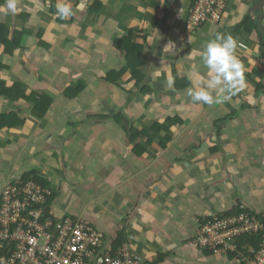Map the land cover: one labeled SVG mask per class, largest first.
<instances>
[{
    "label": "crops",
    "instance_id": "crops-1",
    "mask_svg": "<svg viewBox=\"0 0 264 264\" xmlns=\"http://www.w3.org/2000/svg\"><path fill=\"white\" fill-rule=\"evenodd\" d=\"M57 2L20 0L16 15L0 9V27L21 32L12 57L0 45V77L52 99L43 119L28 114L0 131V190L33 171L54 194L55 218L90 225L106 244L123 231L133 255L151 263L238 264L189 243L209 216L264 211V52L262 38L250 43L238 29L249 19L257 30V0H228L218 22L199 28L188 26L191 0H83V10L81 0H64L75 15L63 23L51 13ZM39 28L47 49L23 32ZM129 32L143 46L139 87L130 72L107 79L125 67L114 42ZM217 32L242 45L248 87L229 102L194 103L187 89L209 78L199 52ZM30 107L0 96V114ZM168 119L162 149L149 128ZM131 130L146 132L131 141Z\"/></svg>",
    "mask_w": 264,
    "mask_h": 264
},
{
    "label": "built area",
    "instance_id": "built-area-1",
    "mask_svg": "<svg viewBox=\"0 0 264 264\" xmlns=\"http://www.w3.org/2000/svg\"><path fill=\"white\" fill-rule=\"evenodd\" d=\"M189 27L216 23L228 0H192ZM0 204V264H153L133 255L128 246L115 251L102 233L85 223L56 219L47 202L49 188L28 182L7 184ZM264 235V211L204 219L190 246L226 257L238 254V264H264V240L240 245L244 236Z\"/></svg>",
    "mask_w": 264,
    "mask_h": 264
},
{
    "label": "trees",
    "instance_id": "trees-1",
    "mask_svg": "<svg viewBox=\"0 0 264 264\" xmlns=\"http://www.w3.org/2000/svg\"><path fill=\"white\" fill-rule=\"evenodd\" d=\"M4 2L5 0H0V5H2ZM191 5H193L192 0H191ZM55 12H56L55 9L52 8L51 13L55 17L56 22L63 23L65 20L58 19L55 16ZM199 27L200 26L194 27V28H199ZM238 29H242L244 32L249 33L250 43H255V44L260 43L261 37L258 34V31L255 29L254 24L251 23L249 19H245V21L239 26ZM23 32L28 35H34V37H36V42L39 46L46 48V49L48 48V45L42 40V36L44 34L43 28H39L34 32L27 31V30H23ZM10 35H11V38H14L13 40H10L9 38ZM19 35H21V32H16L14 30L12 31L6 28L5 26L0 27V45L3 48L4 56H6L7 58L12 57L14 48L19 45V40L21 39V37L17 39ZM114 46L124 54L125 67L118 73L113 72L111 74H108L107 79L111 80L113 76L120 79L126 72H130L131 74L130 81L133 82L135 86L139 87L141 78H143L142 77L143 75L140 72V67L143 65V46L136 44L135 35L132 32H129L126 36H123L119 40L115 41ZM6 68L7 67H5L3 64L0 63V72H2L3 69L6 70ZM174 79H175V83H178V80L176 79V77H174ZM183 82L184 84L182 85L177 84L176 87L177 88L185 87L187 85V82L186 81H183ZM80 90H81V86L78 85V87L75 88L74 94L77 95L80 92ZM0 96L11 102L24 101L31 106L30 107L31 110H29L28 112L26 110L25 111L19 110L17 112L11 111V112L0 114V131L3 129H11L16 126L18 127V126L25 124V122L27 121L28 114H31L39 119H43L47 110L49 109L52 103V99L48 95L40 94L36 92H29L25 94L23 87L18 81L7 85V81L1 77H0ZM170 122L171 120L168 119L163 124L153 123L149 128L150 131H153L152 133H155L156 135L161 136L162 142L159 146L162 149L166 146V143L169 141V136L167 135L169 129L167 127L170 124ZM145 132L146 131L144 130H140V131L131 130V133H133V136L131 137L130 140L135 141L136 138H139L140 136L144 135ZM151 142L152 141L150 139L146 141L147 144ZM139 149L142 150V147H139ZM139 149H134V150L136 153H138L136 155L140 157V154L143 153V151H139ZM28 182H34L42 186L43 188H48L47 183H45V181L41 178V176L33 171L27 174H24L19 181L8 183V184L17 185L19 187H22ZM5 186L0 190V204L2 202V196L4 194L3 191H4ZM53 199H54V194L49 198L47 202V206H46L47 213H48L47 217L51 219L53 218L52 216L50 217L49 211H50V203ZM245 212L251 213L246 210H241L240 207L239 208L237 207V208L232 209L228 213H224L223 215L231 216V215H238V214L245 213ZM206 219H211V216L207 217ZM262 240H264L263 234H259L256 236L247 235V236H244V238L240 239L239 243L240 245L241 244L246 245L247 243L258 245ZM125 244H127L125 234L123 231H120L117 237L115 238V240L113 241V243L111 244V248L113 251H115L116 249L123 247ZM229 256L231 258L238 259V254H230ZM161 259L162 257H160V260ZM160 260H159V263H160ZM155 264H158V262L155 261Z\"/></svg>",
    "mask_w": 264,
    "mask_h": 264
},
{
    "label": "clouds",
    "instance_id": "clouds-1",
    "mask_svg": "<svg viewBox=\"0 0 264 264\" xmlns=\"http://www.w3.org/2000/svg\"><path fill=\"white\" fill-rule=\"evenodd\" d=\"M20 0H5L0 9H5L13 15L18 14L21 9L18 7ZM55 16L60 20H68L75 15L71 3L58 0L55 5ZM85 3L76 6V10H83ZM169 44L165 48H170ZM242 47L240 42L232 34L217 32L209 39L199 52L202 65L207 69L208 79L200 77V85L187 89V95L192 102L214 106L231 101L238 93L247 87L245 76L246 69L237 55V49ZM191 80L192 77L189 76ZM168 87H172L174 80L169 78ZM111 244L113 242H110ZM126 246V244H125ZM155 264V263H153Z\"/></svg>",
    "mask_w": 264,
    "mask_h": 264
},
{
    "label": "water",
    "instance_id": "water-1",
    "mask_svg": "<svg viewBox=\"0 0 264 264\" xmlns=\"http://www.w3.org/2000/svg\"><path fill=\"white\" fill-rule=\"evenodd\" d=\"M263 5H264V0H257V3L255 4L254 8L256 9L257 12H259V15L256 18V27L258 33L262 38L261 50L264 52V28L261 25V21L263 19V9H262Z\"/></svg>",
    "mask_w": 264,
    "mask_h": 264
},
{
    "label": "rangeland",
    "instance_id": "rangeland-1",
    "mask_svg": "<svg viewBox=\"0 0 264 264\" xmlns=\"http://www.w3.org/2000/svg\"><path fill=\"white\" fill-rule=\"evenodd\" d=\"M0 184H1V181H0Z\"/></svg>",
    "mask_w": 264,
    "mask_h": 264
}]
</instances>
